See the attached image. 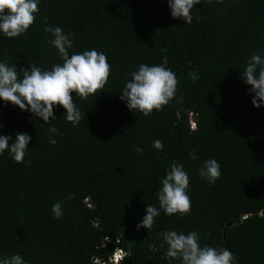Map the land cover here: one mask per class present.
Returning a JSON list of instances; mask_svg holds the SVG:
<instances>
[{
    "label": "trees",
    "instance_id": "trees-1",
    "mask_svg": "<svg viewBox=\"0 0 264 264\" xmlns=\"http://www.w3.org/2000/svg\"><path fill=\"white\" fill-rule=\"evenodd\" d=\"M38 7L26 33L9 39L0 32V62L18 70L62 63L44 31L47 17L74 34L70 55L96 49L111 72L100 93H73L84 117L77 126L62 106L45 123L0 99V135H10V144L17 132L32 137L25 163L7 150L0 155V259L109 264L119 248L117 264H181L161 247L160 234L174 230L230 250L233 264H264V105H253L252 86L241 79L248 58L264 57V0H201L188 25L172 17L168 0H39ZM141 64L163 65L178 81L174 98L148 116L120 99ZM53 125L62 136L49 133ZM155 140L163 150L153 148ZM212 158L221 166L214 184L198 171ZM173 162L190 178V214L160 209L150 230H138L146 205L159 208ZM57 202L59 219L51 211Z\"/></svg>",
    "mask_w": 264,
    "mask_h": 264
},
{
    "label": "clouds",
    "instance_id": "clouds-1",
    "mask_svg": "<svg viewBox=\"0 0 264 264\" xmlns=\"http://www.w3.org/2000/svg\"><path fill=\"white\" fill-rule=\"evenodd\" d=\"M168 3L172 17L183 18L188 25L193 23L192 10L201 0H168ZM38 4L39 0H0V32L9 39L26 33L36 21V14L40 11ZM47 19L44 17V31L51 34L48 43L57 49L62 63L53 65L51 70H42L34 63L18 70L16 65H9L6 60L0 62V99L11 102L22 110L31 111L43 118L45 123L54 117V106H62L66 109V120L77 126L84 117L73 102V93L82 99L100 93L107 84L111 66L106 54L96 49L70 55L69 49L73 47L71 37L74 34H65L60 26L48 24ZM199 19L200 16L196 15V22ZM131 77L125 83L120 99L126 101L130 110L138 111L144 116L150 115L154 110H162L177 92L175 73L163 65L141 64L137 71L131 73ZM241 79L252 86L249 91L255 93L253 105L257 108L264 105V57L254 54L248 58ZM49 133L63 135L54 125ZM31 139L28 133L17 132L15 141L10 144V135H0V155L7 150L16 163H25ZM49 143L55 145L57 141L50 136ZM152 146L156 150H163L160 140H155ZM136 151L141 153L143 149L137 147ZM190 156L196 159L194 151ZM27 164L30 165L31 161H27ZM198 171L210 184H214L221 176V166L215 158L204 161ZM189 184L190 178L184 166L173 162L158 193L159 208L147 204L146 215L137 224V229L145 227L150 230L155 218L160 215V209L169 216L179 214L183 217L190 214ZM67 199H74V194H70ZM51 211L57 219L61 218L62 204L55 203ZM160 235L163 237L161 247L167 245V258L179 260L181 264H233L235 261L234 254L228 249L201 246L199 233L196 231L184 234L167 230ZM118 253H121V257L114 261ZM123 255V251L116 248L108 260L109 264H117ZM0 264L27 262L20 254H14L0 259Z\"/></svg>",
    "mask_w": 264,
    "mask_h": 264
},
{
    "label": "built area",
    "instance_id": "built-area-1",
    "mask_svg": "<svg viewBox=\"0 0 264 264\" xmlns=\"http://www.w3.org/2000/svg\"><path fill=\"white\" fill-rule=\"evenodd\" d=\"M192 126L194 125V122H191ZM119 257H121V253H118L115 255L114 261H118Z\"/></svg>",
    "mask_w": 264,
    "mask_h": 264
}]
</instances>
